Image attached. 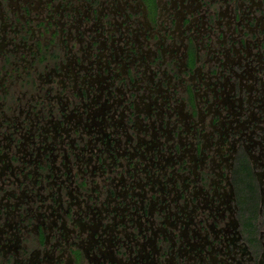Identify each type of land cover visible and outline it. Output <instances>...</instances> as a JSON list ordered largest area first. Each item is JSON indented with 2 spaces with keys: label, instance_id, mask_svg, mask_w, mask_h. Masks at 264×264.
<instances>
[{
  "label": "flooded vegetation",
  "instance_id": "af4514ba",
  "mask_svg": "<svg viewBox=\"0 0 264 264\" xmlns=\"http://www.w3.org/2000/svg\"><path fill=\"white\" fill-rule=\"evenodd\" d=\"M263 214L264 0H0V264H264Z\"/></svg>",
  "mask_w": 264,
  "mask_h": 264
},
{
  "label": "rangeland",
  "instance_id": "374dc122",
  "mask_svg": "<svg viewBox=\"0 0 264 264\" xmlns=\"http://www.w3.org/2000/svg\"><path fill=\"white\" fill-rule=\"evenodd\" d=\"M258 154V153H257ZM262 169H260L261 171ZM249 171V170H248ZM250 173V172H249ZM247 174L244 171H241L234 179V184L236 186V191L238 193V196L240 198V204L242 205V208L244 209V212H248L250 211V213L252 214V212L254 213L255 210V205L254 202L252 201V199L254 198V193L252 191L251 186L248 184L247 180ZM253 197V198H252ZM235 216H232V218ZM246 217V224L250 221V219ZM235 219V218H234ZM262 221L264 220V214L261 216L260 218ZM260 230H264V226L262 224V226H260ZM75 251L71 250V254H73ZM76 255L73 258H76L75 262H77V258H78V262L80 261L79 257H78V253H75ZM261 253H259V256H257V258L261 259L260 257Z\"/></svg>",
  "mask_w": 264,
  "mask_h": 264
},
{
  "label": "trees",
  "instance_id": "16d2710c",
  "mask_svg": "<svg viewBox=\"0 0 264 264\" xmlns=\"http://www.w3.org/2000/svg\"><path fill=\"white\" fill-rule=\"evenodd\" d=\"M251 225H252L253 228H255V229L257 230V227H255L254 224H251ZM249 226H250V223H247V224H246V227L248 228Z\"/></svg>",
  "mask_w": 264,
  "mask_h": 264
}]
</instances>
